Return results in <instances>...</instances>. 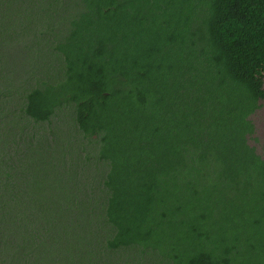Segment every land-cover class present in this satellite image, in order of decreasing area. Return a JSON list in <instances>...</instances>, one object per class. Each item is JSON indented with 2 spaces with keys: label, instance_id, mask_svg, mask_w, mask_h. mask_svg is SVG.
<instances>
[{
  "label": "trees",
  "instance_id": "16d2710c",
  "mask_svg": "<svg viewBox=\"0 0 264 264\" xmlns=\"http://www.w3.org/2000/svg\"><path fill=\"white\" fill-rule=\"evenodd\" d=\"M67 1L49 70L0 56V264H264V0Z\"/></svg>",
  "mask_w": 264,
  "mask_h": 264
},
{
  "label": "rangeland",
  "instance_id": "374dc122",
  "mask_svg": "<svg viewBox=\"0 0 264 264\" xmlns=\"http://www.w3.org/2000/svg\"><path fill=\"white\" fill-rule=\"evenodd\" d=\"M73 11L72 2L67 0H0V56L8 59L21 60L19 67L12 60L9 65L19 73H44L53 64L54 53L48 43L54 34L58 33L60 26ZM264 89V77L261 78ZM54 107L52 94L32 100L29 112L33 116L44 118ZM256 125V133L250 139L257 151L264 155V100L261 107L252 115ZM81 125L86 131L96 133L98 122L94 121L88 113L79 117ZM57 141L43 140L32 151L36 158L35 168L44 167L45 171L54 161H60L74 145L69 133L57 129ZM74 181L69 182L73 185ZM55 198V197H53ZM72 227H67L71 230ZM102 264H165L161 254L150 252L143 258L138 255L122 259L107 258Z\"/></svg>",
  "mask_w": 264,
  "mask_h": 264
}]
</instances>
